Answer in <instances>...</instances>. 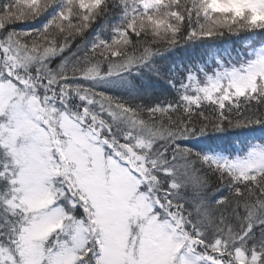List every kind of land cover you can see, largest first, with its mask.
I'll return each instance as SVG.
<instances>
[{
  "label": "snow or ice",
  "instance_id": "1",
  "mask_svg": "<svg viewBox=\"0 0 264 264\" xmlns=\"http://www.w3.org/2000/svg\"><path fill=\"white\" fill-rule=\"evenodd\" d=\"M108 3L0 0V264H264V139L187 143L264 128V41L168 79L163 102L93 86L185 40L264 32V0H112L111 39L73 48Z\"/></svg>",
  "mask_w": 264,
  "mask_h": 264
},
{
  "label": "trees",
  "instance_id": "2",
  "mask_svg": "<svg viewBox=\"0 0 264 264\" xmlns=\"http://www.w3.org/2000/svg\"><path fill=\"white\" fill-rule=\"evenodd\" d=\"M59 6L54 5L49 8L41 17L21 24L10 25L20 30L40 28L58 12ZM121 24V14L118 7H114L112 0H109L107 9L98 16L96 22L84 33L78 36L73 48L81 41L90 43L94 38L111 39L113 29ZM236 35H226L216 37L218 40H185L172 48L164 49L159 55L154 57L152 66L141 69L137 75L132 73L127 79L116 83L100 82L93 86H98L100 90L111 95L131 98L133 101H143L144 104L163 102L174 96L173 90L167 83L168 79L180 81L189 71H198L208 64L212 55V48L209 45L213 42L222 41L219 39H232ZM239 38V37H237ZM72 49H69L71 51ZM59 58H57L58 60ZM206 68V67H205ZM204 68V69H205ZM159 73V78L155 75ZM131 82V83H129ZM92 84V82H89ZM264 135V128H241L227 130L220 133H209L206 136L194 138L187 143L197 150H232L236 142L250 139L254 136ZM216 147L215 149H211Z\"/></svg>",
  "mask_w": 264,
  "mask_h": 264
},
{
  "label": "rangeland",
  "instance_id": "3",
  "mask_svg": "<svg viewBox=\"0 0 264 264\" xmlns=\"http://www.w3.org/2000/svg\"><path fill=\"white\" fill-rule=\"evenodd\" d=\"M227 37L230 38V35L225 33ZM239 37V38H237ZM214 40H218L217 38ZM222 41L218 42H213L210 43L209 45L212 48V55L208 60V64L203 67L205 70L209 73L212 72V70L216 67V62L217 60H222V61H239L244 53L247 51V46H255L256 44H259L261 41H264V32H241L239 35H236V37H232V39H219ZM259 140V139H264V135H258L254 136L253 138L250 139H244L243 141L236 142L234 144V147L232 150H214V151H219L223 152L225 154H235L238 152L240 149H242L246 142L249 140ZM216 147H212L211 149H215Z\"/></svg>",
  "mask_w": 264,
  "mask_h": 264
}]
</instances>
